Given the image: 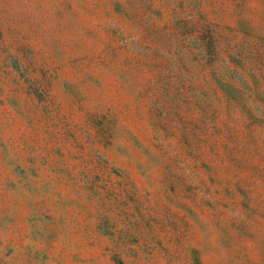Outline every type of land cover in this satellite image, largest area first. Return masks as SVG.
Returning a JSON list of instances; mask_svg holds the SVG:
<instances>
[{"label": "rangeland", "instance_id": "rangeland-1", "mask_svg": "<svg viewBox=\"0 0 264 264\" xmlns=\"http://www.w3.org/2000/svg\"><path fill=\"white\" fill-rule=\"evenodd\" d=\"M0 264H264V0H0Z\"/></svg>", "mask_w": 264, "mask_h": 264}]
</instances>
